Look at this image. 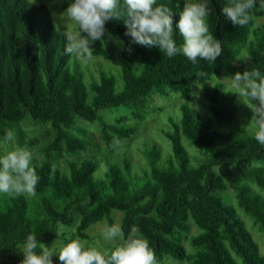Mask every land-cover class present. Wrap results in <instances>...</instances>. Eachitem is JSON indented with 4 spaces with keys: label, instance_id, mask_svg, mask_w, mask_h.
I'll return each instance as SVG.
<instances>
[{
    "label": "trees",
    "instance_id": "trees-1",
    "mask_svg": "<svg viewBox=\"0 0 264 264\" xmlns=\"http://www.w3.org/2000/svg\"><path fill=\"white\" fill-rule=\"evenodd\" d=\"M196 2L204 38L194 35L186 5L178 0H56L53 5L67 14L94 9L90 23L80 24L94 43L83 55L100 56L121 70L120 90L114 76L101 71L88 100L84 71L69 65L73 37L65 24L55 27L46 0H0V139L7 144L12 135L24 137L25 123L46 125L45 150L82 153L89 145L81 135L86 129L77 124L83 119L97 122L102 141L111 145L142 128L156 109L154 96H169L173 89L190 98L197 83L221 73L247 80L239 92L255 110L257 128L236 135L238 94L215 82L204 88L202 111L181 103L179 120L168 119L171 129L162 134L170 152L162 156L152 142L150 169L140 184L127 156L122 164L108 162L100 177L96 161L87 157L68 160L66 170L48 160L14 163L9 170L0 153V184L13 174L25 189L0 194V264H139L132 253L144 264H170L167 257L238 264L233 253L242 264H264L239 214L264 235V0ZM243 48L249 65L240 56ZM120 105L131 108L130 121L125 115L107 122L99 113ZM228 188L235 204L221 195ZM114 211L122 213L127 248L112 246L90 261L73 249L67 233H59L76 222V235L86 239L98 222L111 227ZM58 238L66 244L65 257L45 251Z\"/></svg>",
    "mask_w": 264,
    "mask_h": 264
},
{
    "label": "rangeland",
    "instance_id": "rangeland-1",
    "mask_svg": "<svg viewBox=\"0 0 264 264\" xmlns=\"http://www.w3.org/2000/svg\"><path fill=\"white\" fill-rule=\"evenodd\" d=\"M186 5V10L193 21V33L195 36L204 38L203 34V10L199 7L197 0H178ZM56 0H46V3L50 7L53 15V23L55 27L59 24H65L73 37L72 46L73 53L69 60V65L80 66L84 71V82L89 93L88 100L92 96L91 83L98 82L100 79V72L105 71L108 74L114 76L116 83V90L122 88L121 70L120 67L112 63L110 60L103 59L100 56H88L83 55L84 50L92 48L94 46L93 41L87 34H83L80 31L81 23H90L94 9L85 7L82 9H76L70 14H67L59 10L53 4ZM263 20L258 19L257 22L261 23ZM240 56L244 60L245 65H249L248 56L242 49ZM215 82H221L225 88L233 90L238 94L235 100V106L237 107V114L234 119V129L236 135H242L243 132L254 134L257 132L256 125L254 124V113L252 105L247 99L239 92V86L242 82L247 80H237L234 76L226 73H221L219 76L213 77L210 81L202 84L197 83L193 88L190 98L182 95L176 90L171 89L169 96L159 97L154 96L152 104L156 106V109L143 118L142 128L127 139L116 138L115 142L111 145L105 144L100 137V128L97 122H89L83 119H78V126L86 129L85 136L89 145L86 151L82 153H66L64 150L59 152L47 151L44 148V144L49 141L50 134L46 125L40 127L36 125H28L27 123L22 125L24 130V137L18 138L15 135L11 136L10 143H5L0 139V153H3L7 157L9 170L12 164L19 165H32L34 163H41L44 160L52 162L54 166L61 169H67L68 160H81L82 158H91L96 161L97 168L95 176H104V170L109 163L122 164L124 157H129L132 162V174L135 172L140 175L138 184L143 181L144 171H149L150 163L148 152L152 149L151 144L153 141L157 142L161 146V155L170 152L169 141L162 134V129H171L169 118L174 121H178L181 117L180 104L187 103L190 106L195 107L197 110L202 111L205 108V96L203 94L205 86H210ZM257 92H263L258 87L252 86ZM131 108L128 106H116L110 108H104L99 111L100 115L107 122H113L120 116H128V121L132 119L130 115ZM75 132L77 130L75 129ZM185 145L188 142L182 139ZM189 149H192L190 147ZM22 183L13 174H9L3 183L0 184V194L7 192L24 191L25 189L21 185ZM223 199L229 203L235 204L233 192L228 188L225 192L221 193ZM30 201L35 200L36 196L27 194ZM30 211L37 213L38 209L35 205L30 204ZM240 216L245 221L246 227L252 233L255 241L258 243L259 250L264 256V235L258 231V227L253 226L251 219L245 215L242 211H239ZM113 225L109 227L105 220L92 225L88 231V238L83 239L75 233V223L70 227H60L59 233L65 232L70 237V241L74 250L79 251L84 257L91 261L92 258L100 253L106 252L112 246H121L127 248V244L123 239L121 229V217L122 213L114 211L112 214ZM191 232H196V228L191 224ZM187 252H191L192 249L188 245L187 241L184 242ZM19 247H23L20 245ZM45 251L54 257H65L68 252L66 250V244L61 239H55L49 248ZM233 256L237 260L238 264H242L241 258L235 253ZM132 257L135 258L139 264H144L139 255L132 253ZM166 263L170 264H188L186 259L179 260L172 257H167ZM22 264H35V263H22Z\"/></svg>",
    "mask_w": 264,
    "mask_h": 264
}]
</instances>
